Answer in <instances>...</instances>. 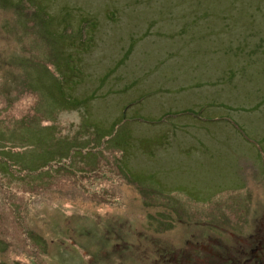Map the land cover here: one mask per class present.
I'll return each mask as SVG.
<instances>
[{
  "label": "rangeland",
  "instance_id": "rangeland-1",
  "mask_svg": "<svg viewBox=\"0 0 264 264\" xmlns=\"http://www.w3.org/2000/svg\"><path fill=\"white\" fill-rule=\"evenodd\" d=\"M260 238L264 0H0V264H250Z\"/></svg>",
  "mask_w": 264,
  "mask_h": 264
},
{
  "label": "trees",
  "instance_id": "trees-1",
  "mask_svg": "<svg viewBox=\"0 0 264 264\" xmlns=\"http://www.w3.org/2000/svg\"><path fill=\"white\" fill-rule=\"evenodd\" d=\"M89 22H91L92 23V21H91V19H89ZM93 25V27H94V24H92ZM234 30V29H233ZM262 43V42H261ZM261 43H259V45H257V48H262L261 47ZM255 53V52H254ZM120 65H121V63H119ZM258 237H259V235H258ZM262 241H260V243H263L264 244V238H260Z\"/></svg>",
  "mask_w": 264,
  "mask_h": 264
},
{
  "label": "bare ground",
  "instance_id": "bare-ground-1",
  "mask_svg": "<svg viewBox=\"0 0 264 264\" xmlns=\"http://www.w3.org/2000/svg\"><path fill=\"white\" fill-rule=\"evenodd\" d=\"M226 264H228V263H226Z\"/></svg>",
  "mask_w": 264,
  "mask_h": 264
}]
</instances>
